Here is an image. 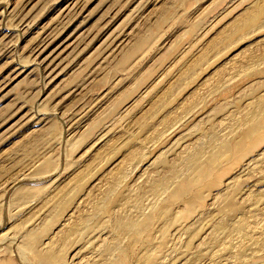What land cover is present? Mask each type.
Segmentation results:
<instances>
[{"label": "rangeland", "instance_id": "374dc122", "mask_svg": "<svg viewBox=\"0 0 264 264\" xmlns=\"http://www.w3.org/2000/svg\"><path fill=\"white\" fill-rule=\"evenodd\" d=\"M261 95L264 0H0V264H41L36 250L58 264H264V125L244 142L257 168L219 191L237 166L220 151ZM192 172L201 200L172 198ZM155 176L171 184L154 192ZM250 209L242 241L235 221ZM121 216L143 224L120 230ZM220 219L228 251L213 241Z\"/></svg>", "mask_w": 264, "mask_h": 264}, {"label": "bare ground", "instance_id": "6f19581e", "mask_svg": "<svg viewBox=\"0 0 264 264\" xmlns=\"http://www.w3.org/2000/svg\"><path fill=\"white\" fill-rule=\"evenodd\" d=\"M262 11V8H260V5H258L257 7H255V8H252V9H250V10H248V11H246L245 12V14L243 15V17L239 20V21H235L234 23H233V26H234V29L235 30H240V28H242V27H244V28H246V27H251V26H253L254 24H256L257 23V21L259 20V17H260V12ZM224 38V37H223ZM139 39H140V37H139ZM136 42H137V40H136ZM135 42V43H136ZM142 42V41H141ZM140 42V43H141ZM133 43V42H132ZM134 43V44H135ZM138 43V42H137ZM142 44V43H141ZM134 52V51H133ZM130 54V53H129ZM126 55V54H125ZM128 55V54H127ZM51 56V55H50ZM49 56V58H48V56H47V58H46V60H48L49 61V64H52L54 61L56 62V58L57 57H50ZM127 58V57H126ZM47 64V63H46ZM55 64V63H54ZM256 100H258L257 102H256V106H257V108L254 110V111H252L251 112V116H250V118H248V120H246V122H243L244 124V131H243V133H242V139H240L238 142H236V143H234V146L232 145V146H230V144H228V143H225V145H224V147H223V149L220 151L221 153H220V155H219V158L220 157H223L224 158V156H227V155H230V153H231V151H233V153L231 154L232 155V158L235 160V164L237 165L236 166V168H235V170H234V172L232 173V174H230L229 175V177H228V180H227V182L225 183V185L224 186H221V189L219 190L220 192H221V194L223 195H225V197H226V190H228L230 187H232L233 185H234V183H236V181H237V179H240V176L241 175H243V176H245V175H247V172L248 171H251V169H255V168H257V166L256 165H258L257 163L259 162L258 160V162H256L255 161V158H253V155H249L248 153H247V150H250V147H252V143L250 144V145H248V144H245L244 142H246L247 140H251L252 142H253V140H255L254 139V137L256 136V135H258L261 131H262V128H263V125H264V95L262 96H260L259 98H257ZM181 105V104H180ZM165 118V117H164ZM166 123V122H165ZM237 127V126H236ZM156 131V130H155ZM237 131V130H236ZM241 132V131H240ZM173 133V132H172ZM212 134V133H211ZM228 134V133H227ZM101 136V135H100ZM239 136H240V134H239ZM236 140V139H235ZM200 145V144H199ZM197 146V145H196ZM195 146V147H196ZM215 147V146H214ZM197 148V147H196ZM193 150V149H192ZM246 151V152H245ZM134 152H136V151H134ZM94 154V153H93ZM188 154V153H187ZM186 154V155H187ZM195 154V153H194ZM259 154V153H258ZM261 154V153H260ZM191 155V154H190ZM129 156H134V153L133 152H131V153H129ZM257 156V155H256ZM186 157H189V156H186ZM185 157V158H186ZM196 157H197V154H195V155H193L192 156V158H191V160H189V159H187V160H184L185 162L186 161H188L189 160V162H191L192 160L194 161L195 159H196ZM199 157V156H198ZM228 157V156H227ZM130 158V157H129ZM132 158V157H131ZM211 158V157H210ZM257 158V157H256ZM182 159H184V157L182 158ZM215 159V158H214ZM214 159H211V161H210V163H209V165H207V168L205 169V171L202 173V177L204 176V177H206V176H213L214 175V172H215V168H216V165H217V163H216V160H214ZM258 159V158H257ZM179 160V159H178ZM198 160V159H197ZM196 160V161H197ZM183 161V160H182ZM208 161V160H207ZM207 161H205V162H207ZM225 161H226V159H225ZM121 162V161H120ZM224 162V161H223ZM264 162V161H263ZM181 164L183 163V162H180ZM119 164V163H118ZM153 164V163H152ZM180 164V165H181ZM186 164H187V162H186ZM194 164V163H193ZM207 164V163H206ZM172 165V164H171ZM176 165V164H175ZM190 165V164H189ZM188 165V166H189ZM219 165V164H218ZM260 165V164H259ZM187 166V165H186ZM193 166V165H192ZM199 166V165H198ZM218 167V166H217ZM165 168V167H164ZM190 168V167H189ZM115 169V168H114ZM171 169H172V167H171ZM170 169V170H171ZM254 169H253V171H254ZM182 170V169H181ZM111 171H113V170H111ZM257 171V170H256ZM255 171V172H256ZM110 172V171H109ZM123 172V171H122ZM122 172H119V173H122ZM159 172V171H158ZM194 172V171H193ZM192 172V173H193ZM116 173V172H115ZM114 173V174H115ZM162 173V172H161ZM246 173V174H245ZM249 173V172H248ZM118 175V174H117ZM163 175V174H162ZM166 175V174H165ZM172 175V174H171ZM114 175H112V177H113ZM116 176V175H115ZM159 176H160V174H159ZM190 176V175H189ZM199 175H197V173H193L192 174V179L191 180H187V181H183V182H181V183H179V182H177V183H179V184H177L175 187H173V189H172V192H171V197L172 198H180V197H182L185 193H187V192H189L190 190L193 192V195H194V200L193 201H195V202H199L200 200H201V198H202V196H203V193H204V191H203V184H201V182H198L197 181V178L196 177H198ZM111 177V180H108L109 181V185H107L108 186V192H111V191H113L114 189H115V187L117 186L116 185V182H115V180H117V179H113ZM118 177V176H117ZM170 177V176H169ZM188 177V176H187ZM103 178H105V177H103ZM170 178H172V177H170ZM170 178H168V176H161V177H156L155 176V178L152 180V183H151V186H150V188H151V190L152 191H154V192H159V191H161V190H164V189H167L168 187H169V184H171V181H170ZM98 179V178H97ZM175 179V178H174ZM187 179V178H186ZM218 179H217V177H214V183H213V185L214 184H217V182H219V181H217ZM174 180H172V182H173ZM174 182H176V180L174 181ZM238 182V181H237ZM106 183V182H105ZM205 183V182H204ZM220 183V182H219ZM150 184V183H149ZM223 185V184H222ZM238 187V186H237ZM59 188H62V187H59ZM211 188V187H210ZM252 189V188H251ZM59 190V189H58ZM141 190V189H140ZM143 190H145V189H143ZM205 190V189H204ZM63 191V190H62ZM211 191V190H210ZM217 191V190H216ZM219 191H218V193H219ZM253 191V190H252ZM59 192V191H58ZM142 192V191H141ZM140 192V193H141ZM212 192V191H211ZM251 192V191H250ZM249 192V193H250ZM207 193V192H206ZM205 193V195H207ZM217 193V192H216ZM261 193V192H260ZM58 194V193H57ZM89 194V193H88ZM106 194H107V192H106ZM169 194V193H168ZM215 194V193H214ZM220 194V193H219ZM229 193H227V195H228ZM254 194H256L255 192L252 194V196L254 195ZM140 195V194H139ZM223 195V196H224ZM257 195H260V194H257ZM256 195V201H257V199L259 198V200H260V196H257ZM84 196V195H83ZM223 196H221V197H223ZM85 197V196H84ZM228 197V196H227ZM226 197V198H227ZM255 197V196H254ZM263 197V196H262ZM90 198V197H89ZM169 198V197H168ZM224 198V197H223ZM226 198H224V201L226 200ZM242 198V197H241ZM253 198V197H252ZM182 199V198H181ZM243 199V198H242ZM185 200V199H184ZM187 200V199H186ZM252 200H254V199H252ZM259 200H258V202H259ZM98 201V200H97ZM96 201V202H97ZM180 201V200H179ZM221 201V200H220ZM219 201V202H220ZM192 202V201H191ZM101 203H102V200H100V201H98L97 202V204L96 205H98V206H101ZM190 203V202H189ZM206 204V203H205ZM95 205V206H96ZM180 205V204H179ZM76 206V205H75ZM72 207V206H71ZM153 207V206H152ZM209 207V206H208ZM231 207H232V210H237L238 208H239V205L238 204H236V203H234V204H232L231 205ZM79 208V207H78ZM96 208H98V207H96ZM181 208V207H180ZM74 209V208H73ZM76 209V208H75ZM130 209V208H129ZM123 210V209H122ZM181 210H182V208H181ZM187 209H185V211H186ZM209 210V209H208ZM220 211V210H219ZM75 212H77V211H75ZM160 212V211H159ZM247 212H248V210H247ZM253 209H250L249 210V213H244L245 215H243L241 218L239 217V221H238V223H236V221H235V224H237L236 226H237V229L238 230H240V233H241V237H242V241H243V239H247L249 236V234L251 233H249L248 231H247V226H248V224H249V221H250V218H251V216L253 215ZM157 213V212H156ZM259 213V212H258ZM71 214V213H70ZM70 214H69V216H70ZM79 214V213H78ZM81 214V213H80ZM85 214V213H84ZM92 214V213H91ZM113 214V213H112ZM125 214V213H124ZM123 214V215H124ZM137 214V213H136ZM249 214H251V216L249 215ZM75 216H73V217H76V214H74ZM127 215V214H126ZM143 215V214H142ZM156 215V214H155ZM154 215V216H155ZM227 215V214H226ZM138 216V215H137ZM169 216V215H168ZM66 217H67V215H66ZM72 217V218H73ZM90 215H82V216H80L79 218L77 217V219L78 220H76V222L74 221V223H72V224H70L69 226H68V224H67V226H68V228L67 227H65V228H67L66 229V231L65 230H62V228H60L61 229V231H65V233L63 234V233H61V234H63V236H61L62 238H60L59 239V241H67L66 240V237H67V235L66 234H68L69 233V236H71L70 234L72 233V232H77V230H79V228L82 226L83 227V225H85L88 221H89V219H90ZM119 217V216H118ZM124 216H121V218H118L117 220H116V226H114V227H117L118 229H120V230H124V231H128V230H131V229H134V228H137L140 224H143V221L141 220L140 221V219L138 218V220H135V219H133V217H131V218H123ZM223 217V216H222ZM221 217V219H223ZM254 217V216H253ZM116 218V217H115ZM135 218V217H134ZM140 218H142V217H140ZM167 218V217H166ZM71 219V218H70ZM76 219V218H75ZM112 219H114V217H112ZM220 219V221H216L217 222V225H215V230H214V232H213V237L214 238H216L215 240H213V241H216V243H218V242H220V244H223V249L224 250H226V251H228V246L226 245V240H225V238H224V235H225V232L227 231V229L229 228L228 226H229V221L226 219V220H221ZM225 219V218H224ZM66 220V219H65ZM69 220V219H68ZM67 220V221H68ZM144 220H145V218H144ZM91 221V220H90ZM113 221H115V220H113ZM154 221V220H153ZM252 221V220H251ZM63 222H64V220H63ZM73 222V221H72ZM69 223V222H68ZM70 223H71V221H70ZM66 225V224H65ZM113 225V224H112ZM111 225V226H112ZM193 225V224H192ZM151 226V225H150ZM88 227V226H87ZM93 227H94V225H93ZM97 227V226H96ZM187 227V226H186ZM185 227V228H186ZM212 227V226H211ZM184 228V227H183ZM236 228V227H235ZM256 229V228H255ZM135 230V229H134ZM142 230V229H141ZM140 231V230H139ZM138 231V232H139ZM134 232V231H133ZM249 234H248V233ZM73 233V234H74ZM102 233V232H101ZM128 233V232H127ZM126 233V234H127ZM58 234V233H57ZM124 234H125V232H124ZM260 234V233H259ZM53 234H51V236H52ZM59 235H60V233H59ZM94 235V234H93ZM263 235V234H262ZM113 236H115V235H113ZM211 236V235H210ZM248 236V237H247ZM55 237V236H54ZM54 237H53V239H54ZM226 237V236H225ZM51 238V237H50ZM57 238V237H56ZM69 238V237H68ZM48 239V241L50 242V239L49 238H47ZM52 239V238H51ZM116 239V238H115ZM58 240V239H57ZM262 240V239H261ZM30 242V241H29ZM259 242H260V239H259ZM26 243V242H25ZM56 243V242H55ZM60 243V242H59ZM197 243V242H196ZM206 243V242H205ZM243 243V242H242ZM245 243V242H244ZM247 243V242H246ZM263 243H264V241H263ZM45 244V243H44ZM46 244H48V243H46ZM54 244V243H53ZM112 244H114L113 243V241L111 242V241H109V242H107V244H106V247L108 248H110L111 247V245ZM228 244V243H227ZM25 245V244H24ZM103 245V244H102ZM115 245H117V243L115 244ZM263 245V244H262ZM46 246H48V245H46ZM242 246V245H241ZM114 247V246H113ZM206 247V246H205ZM39 248V247H38ZM44 248V247H43ZM108 248V249H109ZM115 248V247H114ZM244 248V247H243ZM45 249V248H44ZM51 249V248H50ZM54 249V248H53ZM52 250V249H51ZM113 250V249H112ZM217 250V249H216ZM42 251V250H41ZM40 250L39 251H37L36 250V254H37V259H38V262L37 263H41V264H58V256L60 255L59 253H58V251H55V252H53V251H47V252H45L44 250V252H41ZM102 251V250H101ZM249 251V250H248ZM31 252V251H30ZM66 252V251H65ZM258 252V251H257ZM32 253V252H31ZM36 254H35V256H36ZM230 254V253H229ZM235 254V253H234ZM6 255V254H5ZM66 255V254H65ZM86 255V254H85ZM232 255V254H231ZM8 256V255H7ZM32 256H33V254H32ZM74 256H75V254H74ZM216 257V256H215ZM237 258V257H236ZM219 261V260H218ZM240 261V260H239ZM242 261V260H241ZM110 262H111V260H110ZM110 262H106V263H104V264H111ZM114 262V261H113ZM116 262V261H115ZM148 262H149V260H148ZM6 264H10V263H6ZM101 264V263H100ZM114 264V263H113Z\"/></svg>", "mask_w": 264, "mask_h": 264}]
</instances>
